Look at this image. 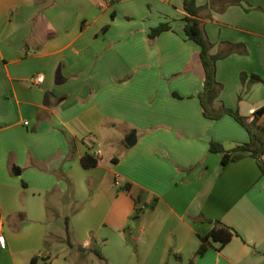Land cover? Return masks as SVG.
Returning a JSON list of instances; mask_svg holds the SVG:
<instances>
[{
  "label": "crops",
  "instance_id": "obj_1",
  "mask_svg": "<svg viewBox=\"0 0 264 264\" xmlns=\"http://www.w3.org/2000/svg\"><path fill=\"white\" fill-rule=\"evenodd\" d=\"M184 1L0 0V264H190L202 241L195 264H264V174L248 155L223 166L209 151L250 135L203 114ZM209 2L197 0L211 53L247 51L218 61L217 106L264 127V0ZM161 23L172 29L150 41ZM52 215L72 246L48 230ZM205 220L236 235L221 247Z\"/></svg>",
  "mask_w": 264,
  "mask_h": 264
},
{
  "label": "trees",
  "instance_id": "obj_2",
  "mask_svg": "<svg viewBox=\"0 0 264 264\" xmlns=\"http://www.w3.org/2000/svg\"><path fill=\"white\" fill-rule=\"evenodd\" d=\"M241 0H210L209 6L212 8H217L219 12H223L226 8L232 5H240ZM186 16L183 18L184 26V36L188 41L193 42L200 49V60L204 69V87L202 93L198 95V99L203 109V114L207 119L219 120L224 116L233 117L241 126H243L250 135V142L246 144H241L236 146L234 149L227 151L223 145L217 142L210 143V153L222 154V165L226 166L231 162H237L244 158L245 156H250L258 161L261 172L264 174V164L260 161V156L264 153V127H259L256 124V120L251 123H247L243 117L237 111L226 108L224 105H219V96L222 91V84L217 80V63L219 60L229 56L233 53L247 54V51L242 44H228L227 49L219 52L218 54H212L211 50L213 44L205 36L202 23H201V11L202 8L197 6V0H185L183 4ZM172 29L170 23H161L157 27L151 29L148 37L150 41L154 40L162 33L170 31ZM247 75L243 74L241 76L242 85L247 80ZM251 83L263 82V80L258 76L250 77ZM82 165L84 167H93L97 164V159L92 155L86 154L82 158ZM208 223L214 224V228L211 231L210 237L216 243H220L221 247L226 245L231 239L236 235V232L222 224L219 221L205 220ZM67 227V242H69L68 233V222L66 221ZM208 249L206 241L200 245L196 256H202L206 253ZM80 251L83 249L80 247ZM99 258L104 259L101 252L98 249H90ZM195 258L190 261V264H195ZM35 261V259H34Z\"/></svg>",
  "mask_w": 264,
  "mask_h": 264
},
{
  "label": "rangeland",
  "instance_id": "obj_3",
  "mask_svg": "<svg viewBox=\"0 0 264 264\" xmlns=\"http://www.w3.org/2000/svg\"><path fill=\"white\" fill-rule=\"evenodd\" d=\"M48 230L51 231V232H53V231L57 232L58 235L63 237L65 240L68 239L67 231H66V224H65L64 220L56 219L53 215L50 217V219L48 221ZM46 240H47V243H48L47 247L50 246V247H52L55 250L61 249V247H60L61 244L58 243L57 241H55L51 235H48ZM202 243H203V241H202ZM46 252L49 254V252H52V250L48 249ZM198 257H201V256H197L195 258V261L197 260ZM92 259H94L96 264H102V262H100L97 258H95V256H92Z\"/></svg>",
  "mask_w": 264,
  "mask_h": 264
},
{
  "label": "built area",
  "instance_id": "obj_4",
  "mask_svg": "<svg viewBox=\"0 0 264 264\" xmlns=\"http://www.w3.org/2000/svg\"><path fill=\"white\" fill-rule=\"evenodd\" d=\"M44 80V77L42 75H38L35 79H34V82L36 85H40L42 84ZM28 123H25V125H27ZM98 155V154H97ZM260 161L264 164V153L260 156ZM120 182L118 181L117 184H119ZM2 227H3V218H2V213L0 211V244L2 246L5 245V238L4 236L1 234V231H2Z\"/></svg>",
  "mask_w": 264,
  "mask_h": 264
},
{
  "label": "water",
  "instance_id": "obj_5",
  "mask_svg": "<svg viewBox=\"0 0 264 264\" xmlns=\"http://www.w3.org/2000/svg\"><path fill=\"white\" fill-rule=\"evenodd\" d=\"M264 114V109H261L260 111H258L257 115L260 117Z\"/></svg>",
  "mask_w": 264,
  "mask_h": 264
}]
</instances>
